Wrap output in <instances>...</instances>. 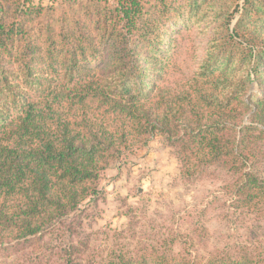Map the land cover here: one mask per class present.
Wrapping results in <instances>:
<instances>
[{
  "label": "trees",
  "instance_id": "obj_1",
  "mask_svg": "<svg viewBox=\"0 0 264 264\" xmlns=\"http://www.w3.org/2000/svg\"><path fill=\"white\" fill-rule=\"evenodd\" d=\"M199 3L0 0L1 249L43 243L48 263L32 264H54L52 256L57 264H264L259 250L191 259L174 254L175 241L162 254L105 261L76 255L65 235L45 243L100 198L104 171L157 136L177 148L184 176L221 165L241 179L240 205L264 202L252 161L264 138V89L248 96L264 79V0L226 2L206 58L174 78L169 29Z\"/></svg>",
  "mask_w": 264,
  "mask_h": 264
},
{
  "label": "rangeland",
  "instance_id": "obj_2",
  "mask_svg": "<svg viewBox=\"0 0 264 264\" xmlns=\"http://www.w3.org/2000/svg\"><path fill=\"white\" fill-rule=\"evenodd\" d=\"M31 1L47 7L64 0ZM199 1V7L172 26L166 38L165 51L170 50V61L176 64L174 78L191 75L206 58L220 15L231 9L226 2H235ZM263 81L255 80L248 96L260 97ZM253 149L254 171L264 178V138ZM182 169L177 148L163 136L155 137L104 171L100 198L82 206L65 222L59 238L47 237L45 243L57 245L65 235L77 248L76 255L98 261L145 255L153 249L162 254V245L173 241L174 254L191 259L264 252V202L255 209L238 203L239 175L221 165L191 177L184 176ZM43 245L25 250L20 246L17 252L0 248V264L48 263L49 252ZM52 261L61 263L59 256H52Z\"/></svg>",
  "mask_w": 264,
  "mask_h": 264
}]
</instances>
